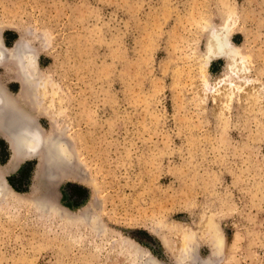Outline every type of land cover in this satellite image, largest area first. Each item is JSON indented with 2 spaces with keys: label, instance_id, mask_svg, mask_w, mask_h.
Here are the masks:
<instances>
[{
  "label": "rangeland",
  "instance_id": "1",
  "mask_svg": "<svg viewBox=\"0 0 264 264\" xmlns=\"http://www.w3.org/2000/svg\"><path fill=\"white\" fill-rule=\"evenodd\" d=\"M231 13L230 40L252 52L251 77L264 82V0H0L3 46H32L39 72L69 95L65 116L100 188L65 182L62 202L80 210L99 199L107 227L77 233L3 199L0 264H145L122 253L123 238L162 264H264L262 102L238 94L220 108L202 97L196 66L205 28ZM223 70L207 68L208 90ZM0 81L19 92L3 68ZM10 157L0 138L1 169ZM37 163L5 172L16 192L32 193ZM184 227L189 249L177 237Z\"/></svg>",
  "mask_w": 264,
  "mask_h": 264
},
{
  "label": "bare ground",
  "instance_id": "2",
  "mask_svg": "<svg viewBox=\"0 0 264 264\" xmlns=\"http://www.w3.org/2000/svg\"><path fill=\"white\" fill-rule=\"evenodd\" d=\"M238 23L233 14L222 15L218 24H209L205 28V47L198 61L196 60L202 84L205 83V86L209 87L206 70L211 63L223 61L224 70L212 89L204 87L202 97L206 99L211 95L214 102L224 109L238 94L244 97L252 95L262 102L264 109V82L258 78L257 73L254 78L251 77L253 54L246 47L235 46L230 40ZM0 68H3L7 78H11L20 88L17 94H13L0 81V138L8 144L11 153L7 167L0 168V201L8 199L12 205L34 207V210L42 213L39 214L41 217L60 221L61 226H68L71 231L77 233L86 229L93 235H105L107 227L97 213V209L100 210L102 205L99 199L93 205H87L80 210L62 202L61 185L69 181L85 183L92 187L96 196L100 194V188L93 175L85 164H82V155L77 148L79 136L72 133L71 121L65 116L67 110L64 105L69 95L62 89L59 90L50 76L39 72L32 46L22 41L8 50L0 39ZM40 119L47 121V129L42 126ZM31 160L38 162L34 177L37 185L30 194L16 192L5 178V172H15ZM188 231V228L184 227L177 232L178 241L183 246L189 244V240L192 241L193 235H189L191 231ZM210 233L211 251L215 247L216 251L213 250L212 253L215 252V257H219L222 239L215 237L216 231L211 229ZM119 244L124 255L130 254L145 264H162L134 240L123 238ZM182 250L178 251L181 259L189 260V256H192L190 252L188 256L182 255ZM200 264L214 263L201 260Z\"/></svg>",
  "mask_w": 264,
  "mask_h": 264
}]
</instances>
